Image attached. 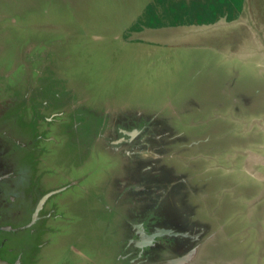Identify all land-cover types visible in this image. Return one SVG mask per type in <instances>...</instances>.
<instances>
[{
  "label": "rangeland",
  "instance_id": "obj_1",
  "mask_svg": "<svg viewBox=\"0 0 264 264\" xmlns=\"http://www.w3.org/2000/svg\"><path fill=\"white\" fill-rule=\"evenodd\" d=\"M151 1L0 0V162L24 174L0 225L32 227L5 226L22 264H134L132 226L181 208L196 264H264V0L134 30Z\"/></svg>",
  "mask_w": 264,
  "mask_h": 264
},
{
  "label": "flooded vegetation",
  "instance_id": "obj_2",
  "mask_svg": "<svg viewBox=\"0 0 264 264\" xmlns=\"http://www.w3.org/2000/svg\"><path fill=\"white\" fill-rule=\"evenodd\" d=\"M156 135L157 134H155L154 137ZM133 141H134V139H133ZM125 142L129 143L128 141H125ZM18 143H19V141H18ZM129 144H131V143H129ZM140 146H141V142L136 141V142H134V144L132 146H128V148L134 149L133 151L137 154L139 152L138 147H140ZM171 146L173 147L174 144H172ZM171 155L176 156L174 154H171ZM7 158L8 157L6 156L5 158L2 159L3 162H0V171L2 169H4L3 172H0V185H2V182L5 180H7V181L13 180V179H15V180H14V184H12L11 182H4V184H6V186H7V191H3L0 189V195L1 196H12L13 195V189H14V191H16V190L20 191L21 185L19 183H21L22 179L24 178L23 172L19 173L18 176L16 174L14 177V174L12 172L6 171V168L8 167ZM18 179H21V180H18ZM181 179H182L183 183H182ZM8 183H11L10 188L8 187ZM170 184H178L179 190H180L179 193H182V197L184 196V194L186 195L185 191H186V188L188 186L187 176H185V177L184 176L183 177L178 176L176 181L175 182L171 181ZM173 192L174 191L172 188L171 190H169L167 195L174 196L177 194V192L174 194H173ZM14 197L16 198L15 194H14ZM12 198H13V196H12ZM4 201H5L4 205H6V203H8V202H7V200H4ZM185 201L187 202V199H185ZM182 205H184V203H182ZM39 216H43V215H39ZM36 220L37 221L39 220V222H40V218H38ZM26 221L28 223L31 221V219L26 220ZM179 221L181 223V227H180L179 223L176 225L174 223H153L152 225L148 226L145 224L144 221L136 222L132 226V229L134 230V232H133L134 235L132 234L134 239H132V241L134 240L135 244L142 243V245L135 247L136 253H137L135 256L130 251L126 252V254L128 256H130V261H132V263H134V264H149L148 262H154L155 260L159 261L158 259H160V260L161 259L165 260L167 258L171 259L173 257H176V256L182 254L186 250L191 249L194 246L195 242L197 241L196 239H198V236L195 233L202 230V228L196 227V226H198L197 223L194 220L189 219L184 208H181V210H180ZM31 223H33V220L31 221ZM142 223H143L144 227L142 226ZM7 224L11 225L10 222L5 223L3 225H0V226H4V228L0 229V233L4 234L2 236V239H0V259L4 260L10 264H19V263L22 264L21 258L24 255L23 254L24 248L21 247V250H20V247L17 245H15V244H8L7 245V243H6V241H7L6 239L9 238V236L6 235L7 229L5 228V226ZM13 225L15 226L14 222H12V225H11L12 228L14 227ZM25 227L28 228L29 226L28 225H24V226H22V225L18 226L17 225L14 227L15 230H12L11 232L16 233V232H18V230L25 228ZM171 227H173V228H171ZM178 228H181V229L179 230ZM28 229L29 230L31 229L30 232L32 231V227H29ZM172 229L178 230V233H174L175 231ZM135 231H137L138 234H136ZM9 235H14V234H9ZM38 244L39 243H37V246L39 247L40 244L39 245ZM156 250H157V253H156ZM159 251H167L168 253H171L172 255L166 256V257H161L160 255H157L158 253L160 254ZM32 260H34V259H30L31 262H32ZM160 263H163V261Z\"/></svg>",
  "mask_w": 264,
  "mask_h": 264
},
{
  "label": "trees",
  "instance_id": "obj_3",
  "mask_svg": "<svg viewBox=\"0 0 264 264\" xmlns=\"http://www.w3.org/2000/svg\"><path fill=\"white\" fill-rule=\"evenodd\" d=\"M242 2L243 0H152L145 5L141 19L133 25V29L210 24L222 17L233 20L237 18Z\"/></svg>",
  "mask_w": 264,
  "mask_h": 264
},
{
  "label": "crops",
  "instance_id": "obj_4",
  "mask_svg": "<svg viewBox=\"0 0 264 264\" xmlns=\"http://www.w3.org/2000/svg\"><path fill=\"white\" fill-rule=\"evenodd\" d=\"M149 28H154V27H145V29H144V27L143 28H141V29H139V30H137V31H140L141 32V30H147V29H149ZM143 30V31H144ZM141 38H145V39H147L146 37H142L141 36ZM262 198H263V201H264V193L262 194ZM230 201V200H229ZM229 201L227 202V203H229ZM222 204H227V203H223V202H221ZM255 205H256V203L254 204V206H253V204L251 205V208L250 209H253L254 207H255ZM249 207V206H248ZM262 210H264V208L262 209ZM249 209L247 210V207L244 209V211L242 212L243 213V215L244 216H250V214H249ZM253 212H254V210H253ZM253 212L251 213V215L253 214ZM260 215H261V213H260ZM242 218V217H241ZM171 228H173V227H171ZM170 228V229H171ZM172 230H174V229H172ZM239 230V229H238ZM175 232H177L178 233V230H174ZM243 231V230H242ZM174 232V233H175ZM200 248V243H197V245L194 247H192L191 249H189V250H186L185 252H183L182 254H180V255H178V256H176V257H173V258H171V259H168V260H165V261H163V263H161V264H192L193 263V261H194V263L196 264L197 262H198V260H197V258H198V256H199V254H197V251H198V249ZM237 264H239V263H237Z\"/></svg>",
  "mask_w": 264,
  "mask_h": 264
},
{
  "label": "water",
  "instance_id": "obj_5",
  "mask_svg": "<svg viewBox=\"0 0 264 264\" xmlns=\"http://www.w3.org/2000/svg\"><path fill=\"white\" fill-rule=\"evenodd\" d=\"M175 233H177V232H175ZM0 264H10V263L0 259Z\"/></svg>",
  "mask_w": 264,
  "mask_h": 264
},
{
  "label": "clouds",
  "instance_id": "obj_6",
  "mask_svg": "<svg viewBox=\"0 0 264 264\" xmlns=\"http://www.w3.org/2000/svg\"><path fill=\"white\" fill-rule=\"evenodd\" d=\"M179 79V75L177 74V80ZM140 102H144L143 99L141 98Z\"/></svg>",
  "mask_w": 264,
  "mask_h": 264
},
{
  "label": "bare ground",
  "instance_id": "obj_7",
  "mask_svg": "<svg viewBox=\"0 0 264 264\" xmlns=\"http://www.w3.org/2000/svg\"><path fill=\"white\" fill-rule=\"evenodd\" d=\"M177 58V57H176Z\"/></svg>",
  "mask_w": 264,
  "mask_h": 264
}]
</instances>
